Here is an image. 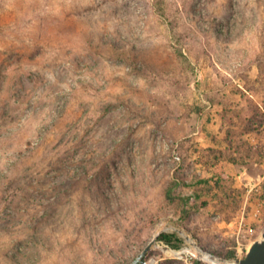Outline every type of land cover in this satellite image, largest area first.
<instances>
[{"label": "rangeland", "instance_id": "rangeland-1", "mask_svg": "<svg viewBox=\"0 0 264 264\" xmlns=\"http://www.w3.org/2000/svg\"><path fill=\"white\" fill-rule=\"evenodd\" d=\"M241 220L264 237V0H0V264L222 258Z\"/></svg>", "mask_w": 264, "mask_h": 264}, {"label": "built area", "instance_id": "built-area-1", "mask_svg": "<svg viewBox=\"0 0 264 264\" xmlns=\"http://www.w3.org/2000/svg\"><path fill=\"white\" fill-rule=\"evenodd\" d=\"M233 235L236 240L235 249H236L238 258H243L248 252L249 247L252 243V240L250 236L248 235V229H246V227L243 225L242 220L240 221L237 229L234 230ZM157 243L163 248L164 253L162 254H159V253L158 254H155V253L148 254L147 253V255L143 257V259H141L138 264H159L160 261H162L163 259H171V258L175 260L179 259L183 261L184 264H195L196 256L199 253L202 254L206 259L211 260L213 264H216L217 262H222V261L224 262L230 261L231 263L233 259H238V258H233V259L228 260L225 258H220L219 256H217L216 254H214L213 252L209 250H203L200 246H197L193 250L192 248L187 246L188 244L186 243H182L183 245L182 251L180 250L178 251L173 246L167 244L163 240H158Z\"/></svg>", "mask_w": 264, "mask_h": 264}, {"label": "water", "instance_id": "water-1", "mask_svg": "<svg viewBox=\"0 0 264 264\" xmlns=\"http://www.w3.org/2000/svg\"><path fill=\"white\" fill-rule=\"evenodd\" d=\"M156 237L157 235L129 264H138L147 255ZM233 262V264H264V237L261 240H255L246 255L243 258L233 259Z\"/></svg>", "mask_w": 264, "mask_h": 264}, {"label": "trees", "instance_id": "trees-1", "mask_svg": "<svg viewBox=\"0 0 264 264\" xmlns=\"http://www.w3.org/2000/svg\"><path fill=\"white\" fill-rule=\"evenodd\" d=\"M188 211L185 212V215L187 214ZM158 240H163L165 241L167 244L173 246L175 249H177L178 251H182L183 250V245H182V240H180L179 238L175 237L174 234L172 233H165L162 232L159 235ZM152 253L151 251L148 252V254ZM164 253V252H163ZM217 254V253H216ZM220 255L222 258L225 259H233V258H238L236 249L233 250H229L227 253H223V254H218ZM169 260L174 261L175 259L171 258ZM175 262V261H174Z\"/></svg>", "mask_w": 264, "mask_h": 264}, {"label": "bare ground", "instance_id": "bare-ground-1", "mask_svg": "<svg viewBox=\"0 0 264 264\" xmlns=\"http://www.w3.org/2000/svg\"><path fill=\"white\" fill-rule=\"evenodd\" d=\"M182 234H184V235L187 237L188 241H191L192 243H195V244H196V242L193 240V238H192L190 235H188V234L185 233V232H182ZM233 263H234V262L232 261L231 264H233Z\"/></svg>", "mask_w": 264, "mask_h": 264}]
</instances>
